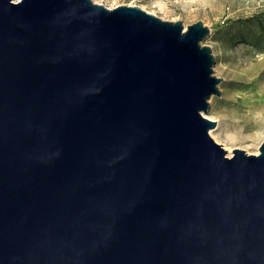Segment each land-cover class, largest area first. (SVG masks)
<instances>
[{
  "label": "water",
  "instance_id": "1",
  "mask_svg": "<svg viewBox=\"0 0 264 264\" xmlns=\"http://www.w3.org/2000/svg\"><path fill=\"white\" fill-rule=\"evenodd\" d=\"M209 32L0 0V264H264V138L209 134Z\"/></svg>",
  "mask_w": 264,
  "mask_h": 264
},
{
  "label": "rangeland",
  "instance_id": "2",
  "mask_svg": "<svg viewBox=\"0 0 264 264\" xmlns=\"http://www.w3.org/2000/svg\"><path fill=\"white\" fill-rule=\"evenodd\" d=\"M107 7L138 5L183 26L198 19L209 27L202 43L214 56L220 94L208 98L209 129L227 155L234 147L257 153L264 138V0H93ZM228 151L230 154H228Z\"/></svg>",
  "mask_w": 264,
  "mask_h": 264
},
{
  "label": "bare ground",
  "instance_id": "3",
  "mask_svg": "<svg viewBox=\"0 0 264 264\" xmlns=\"http://www.w3.org/2000/svg\"><path fill=\"white\" fill-rule=\"evenodd\" d=\"M203 114H204V113H203ZM204 115H205V114H204ZM205 116L209 118V116H207V115H205ZM210 133H211V135H213V134H212V131H210ZM232 149H233V148H232ZM232 149L229 148L228 150L230 151V150H232ZM226 150H227V149H226ZM229 151H228V154H230ZM231 153H232V151H231Z\"/></svg>",
  "mask_w": 264,
  "mask_h": 264
}]
</instances>
